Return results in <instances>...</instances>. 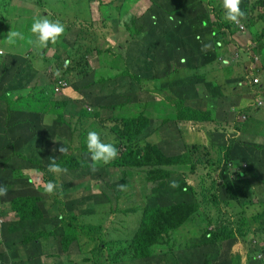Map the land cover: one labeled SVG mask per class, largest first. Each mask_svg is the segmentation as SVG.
<instances>
[{
  "label": "rangeland",
  "instance_id": "374dc122",
  "mask_svg": "<svg viewBox=\"0 0 264 264\" xmlns=\"http://www.w3.org/2000/svg\"><path fill=\"white\" fill-rule=\"evenodd\" d=\"M0 1L8 6L0 8V50L4 52L0 56V173L11 177L15 171H22L31 180L28 186L19 179L20 175L11 177L9 200L37 192L46 201V218L21 222L11 210L10 202L2 199L8 192V183L0 178V188L4 189L0 194V217L4 220L2 241L5 240L6 245V248L0 247V258L4 248L3 254L11 257L9 264H93L90 260L93 245L85 239L75 242L67 253L62 251L59 237L22 245L31 233L60 230L62 212L79 215L85 222L107 229L106 239L114 257L111 264H204L205 256L212 255L215 247L211 246L208 234L216 226L204 216H190L178 230L183 234L193 232L196 236L185 239L171 231L145 256L151 237L149 232L141 236L140 231L147 208L158 204L174 207L188 201V194L179 191L184 175L180 168H173L176 176L169 183L148 182L150 167L127 168L133 171V176H129L126 169L114 167L107 169L110 170L107 177L104 176L107 165L99 170L100 163L94 164L90 156L71 150L69 154L87 161L89 168L57 172L59 184L71 183L61 196L62 205L49 200L50 194L44 193L47 186L39 167L55 163L62 153L61 148L81 149L87 130L92 124L95 128L98 126L92 123L94 118H88L89 123L83 124L81 109H87L91 115L104 105L112 110L111 102L115 103V97L120 96L123 102L114 105L112 114H144L151 125L147 133L138 138L139 142L155 144L169 157H179L189 145L211 148L212 143L242 141L235 152L250 154L254 162L247 165L255 170V177L250 171L238 181L244 182L253 176L259 188L255 191L252 185L248 186L249 182L237 185L240 173L246 172L243 169L231 171L234 190L230 194V207L224 208L232 216L244 215L250 233L246 240L224 245L223 250L227 254L239 251L245 264H264L257 258L260 248L253 247L254 239L260 243L264 240V216L257 223L252 219L264 213V163L257 161L264 149V107L242 122L255 107L249 101L255 96L248 84L237 83L239 78H245L247 83L252 81L242 66L255 63V36L249 32L245 18L239 17L238 21L244 22L248 31L240 33L235 28L233 34L226 37L222 49L215 45L209 27L217 21L216 12L212 13L214 7L221 11L223 21L234 23L225 17L223 0H143L138 7L136 0H117L112 17L106 11L115 0H93L92 6L89 0ZM256 1L240 0L239 6L243 12H249L251 20L257 21V35H263L264 22L257 20L259 11L252 10ZM45 16L59 19L65 31L55 43L40 48L30 26L34 18ZM86 21L94 25L85 27L84 37L80 38L79 27ZM68 23L73 27L69 28ZM165 61L171 64L170 74L187 71L185 79L201 69L200 73L210 84L200 83L201 93L193 104L212 109L216 122L224 127L203 129L175 123L172 108L162 101L164 94L156 95L153 90L173 88V82H164V77V83L155 79L165 67ZM257 65L259 67L253 64L252 69H258ZM125 69L133 72L140 83L128 78L116 81ZM150 75L154 78H149ZM60 80L66 81L62 82L64 90L55 93L58 89L55 84ZM67 100L71 101L68 107L57 109L58 103ZM246 107L248 110L243 111ZM104 123L109 128L113 126L109 120ZM223 128L225 134L217 135ZM104 132L112 139L108 128ZM230 163L235 165L236 161ZM101 173L103 175H99ZM101 191L109 193L111 201L103 198L99 205ZM228 198V195L222 196V199ZM232 204H237L238 208L234 209ZM244 229L248 230L247 226ZM212 261L213 258L209 262Z\"/></svg>",
  "mask_w": 264,
  "mask_h": 264
},
{
  "label": "trees",
  "instance_id": "16d2710c",
  "mask_svg": "<svg viewBox=\"0 0 264 264\" xmlns=\"http://www.w3.org/2000/svg\"><path fill=\"white\" fill-rule=\"evenodd\" d=\"M92 6V1L89 0ZM143 0H136L134 3L136 7H138ZM117 0L110 3V7L106 11V13L112 17L115 15L114 11L116 7L115 3ZM211 6L213 5L210 3ZM124 5V4H123ZM122 5V6H123ZM104 6V4L102 5ZM7 3L0 1V8L6 9ZM118 12L121 11V8L118 7ZM157 8V7H156ZM152 10V8H150ZM158 9V8H157ZM159 10V9H158ZM252 10L259 11L258 21L264 22V0H257L256 4L252 6ZM160 13H162L159 10ZM213 12H216L215 17H217V21L215 24H212L210 28L215 45H219L225 39L226 33L223 30L229 29L230 25L228 22L223 21L221 19V11H217L216 8H213ZM246 24L248 25V29L251 34L255 36V47L253 51V58L257 65L258 69H252V65L255 64L250 62L249 64H244L242 67L245 69L247 75L252 77V81L247 83L245 78H239L237 83L243 86H250L252 89L251 94L253 93L255 98H250L249 101L253 105L255 103L261 102L264 107V33L257 35L256 31V20H251L249 17V12L244 11V15ZM87 22V21H86ZM93 22H87L80 26L79 36L80 38L84 37L83 29L85 27L93 26ZM69 28H72L68 23ZM94 29L96 27L94 26ZM256 31V32H253ZM93 33V30L91 29ZM259 34V33H258ZM93 36V35H91ZM223 45V46H221ZM226 45V40L221 43L218 48L224 49ZM179 50V49H176ZM257 53V54H256ZM259 54V55H258ZM165 67H163L160 73H157L156 80L161 83L164 82H173V88L167 87L162 90L160 88L153 89L155 94H164L162 101L172 108L174 112L175 123L183 124L187 127L200 126L203 129L206 127L216 128L218 130L221 125V122H216L214 118L213 110H207L197 107V105L193 104V100L199 97L201 93L200 83L206 84L208 83L205 80V76L200 73L201 69L194 74L193 77L186 78V72H182L179 70L175 74H170L169 70L171 68V64L165 61ZM246 75V74H245ZM164 77V82H163ZM131 79L135 83L139 84L140 80L133 74V72L125 69L120 75H118V80L123 79ZM149 78H154V76L150 75ZM62 82H66L65 80H60L56 87L62 88ZM204 82V83H203ZM174 83L177 84L174 87ZM231 83V82H228ZM210 83H208L209 85ZM104 92V91H103ZM250 94V96H252ZM113 99L114 96H111ZM68 102L58 103L57 109L61 107V109H65L71 103L70 100ZM123 100L120 96L115 97V103L112 107V110L119 106ZM107 106H102L94 115H91L87 109H81L80 115H82L81 121L83 124L89 123L88 118H94L92 123H96L98 126L95 128L93 124L87 130L89 131H97L100 134L101 139L105 143L113 144L117 149V156L113 158L109 163H100L102 167L107 165V168L104 169V176L109 175L110 170L112 168H123L130 172L129 176H133V171L127 168H140V167H150L148 172L147 181L155 184L157 182L160 183H169L176 176L175 170L173 168H180L183 170V178H181V185L179 184V191H184L188 194V201L186 203H179L178 206H170L158 204L156 206H150L144 213L142 220V227L140 234L141 236L144 233H150L151 239L147 245V251L145 252V256L149 254V250L156 244H158L161 240V237L165 234H169L171 231H176L178 235L184 236L185 239L196 236V233H179V228L185 223L186 220L190 218V216H204L205 219H209L211 224L215 225L216 228L213 232L208 234V237L211 240V246H214L215 250L212 255L205 256L204 264H245L244 257L241 253H229L227 254L223 250L224 245H234L240 240H246L249 233V224L246 220V217L241 216H232L230 215L224 208V206L230 207V194L233 193L234 186L231 178V171L234 169H243L246 173H240L236 180V184L249 182L248 186L252 187L255 191L259 188L258 183L256 182V178H254L255 170H252L251 167H248L249 162H254L251 159V156L248 152L240 151V154H236V149L239 145L242 144L240 140L226 141V144L217 142L212 143V147H203L198 145H189L187 146V150L181 154L179 157H169L165 155L157 145L148 143H140L138 138L142 136V134L147 133V129L150 127V119H148L144 114L140 115H114L112 114V110L108 109ZM248 110V108H244L243 111ZM62 111H59L61 113ZM104 114V115H103ZM225 114L223 115V117ZM216 117V115H215ZM62 119V118H61ZM215 119V120H214ZM218 119V118H217ZM10 120V116L6 119L8 123ZM91 120V119H90ZM106 121H111L113 126L111 128L105 125ZM5 121V117H4ZM12 122L13 118H12ZM224 127V126H223ZM108 128L111 137L108 136L104 129ZM226 130L223 128L222 130L217 131V135L225 134ZM228 133V132H227ZM226 133V134H227ZM210 140H212V135L209 134ZM223 136V135H222ZM85 136L84 142L81 149H70L64 150L59 158L55 161V164L59 167L60 171L62 170H78L83 168H89L90 164L83 160L75 157L74 154H69L71 150H77L78 152H82L84 155L90 156L86 142ZM263 150H261L262 154L258 156V163H264ZM215 152H219V155H215ZM232 161H236L235 166ZM245 162V163H244ZM234 166V167H233ZM95 167H97L95 165ZM39 172L43 175V180L45 186L49 182H53L54 188L53 191L48 192L50 194L49 200L54 201L58 205H62V194L63 192H67L70 188L71 183L59 184V179L57 172H52L49 170V166H40ZM127 171H124V175L127 176ZM253 171V176L251 178L246 179L244 182L238 181L243 176L249 175V172ZM20 175V176H19ZM99 175H103L102 173ZM19 176V179H23L28 186H31V180L28 176L24 175L22 171H15L13 176ZM7 174H1L0 178H4L7 180V190L8 192L4 194L2 199L5 198L6 201L10 202V208L13 210L17 216L19 217L21 222H37L46 218V213L44 206L46 201L40 193L33 192L31 195H19L14 196L10 200L7 197L10 194L12 178ZM123 182H125V178H123ZM169 185V184H167ZM252 185V186H251ZM41 189V187H38ZM47 192V193H46ZM228 195V199H222V196ZM119 196V194L117 195ZM103 198H107V200L111 201V197L109 193L106 191H101L100 198L98 199V204L101 205ZM234 209L238 208L237 204H232ZM262 215H255L252 219L254 222H258L262 217ZM1 218V217H0ZM159 223H163V226H159ZM60 230H54L52 232H34L29 234L22 242V245L29 246L30 243H38L41 240H47L50 237H59L60 246L64 253H67L72 245L77 242L79 239H85L90 244L93 245L91 249V261L93 264H111L113 256H111V248L110 244L106 239V231L107 229L104 226H95L89 222H85L83 218L79 215H70L67 212H62L60 215ZM4 226V224H3ZM247 226L248 230L244 228ZM3 228V227H2ZM4 232V229H3ZM4 236H2L1 230V239H0V247L5 245V240L2 241ZM6 239V237H5ZM156 240V241H155ZM2 241V242H1ZM255 248V245H253ZM5 251L2 248L1 253L3 255L0 258L2 264H9L11 262V257L8 254H3ZM7 251V249H6ZM256 252V251H255ZM215 254V255H214ZM226 254V255H225ZM213 258V261L210 263V259ZM264 263V262H263Z\"/></svg>",
  "mask_w": 264,
  "mask_h": 264
},
{
  "label": "clouds",
  "instance_id": "9594fccd",
  "mask_svg": "<svg viewBox=\"0 0 264 264\" xmlns=\"http://www.w3.org/2000/svg\"><path fill=\"white\" fill-rule=\"evenodd\" d=\"M239 5H240V0H223V5L221 6L224 9L225 17L227 20L234 22L232 23V25L229 24L230 25L229 29L223 30L226 33L224 37L225 40L228 35L233 34V30L235 28H237L240 33L246 32L247 27L245 23L238 21V18L244 15V12L241 10ZM30 31L35 36V43L37 44V46L40 48H43V47H46L49 43H55L58 40V38L65 31V25L59 19L49 18L47 16L37 17L32 20ZM205 47H208V45H206ZM3 55H4V52L0 50V56H3ZM61 90H64V88L58 87V89L55 90V93H59ZM254 106L255 107L253 108L250 116H247V117L245 116L244 118H242L241 119L242 122H246L249 118L254 117L256 115L257 110L263 108V103L258 102V103H255ZM86 146L90 154V159L94 162V164L95 163H108L110 160L115 158L118 154L116 147L111 143H105L101 139L100 134L97 131H89L87 133ZM60 151L63 152L64 148H61ZM49 170L52 172L60 171L59 167L55 163H51L49 165ZM53 188H54L53 182H49L47 184L46 190L48 192H51L53 191ZM3 192H4V189L0 188V194H3ZM3 224H4V220H3ZM253 244L255 245V247L258 246L260 248V254H258L257 258L260 261L264 262V253H263L264 252V240L263 242L260 243L256 238L254 239Z\"/></svg>",
  "mask_w": 264,
  "mask_h": 264
},
{
  "label": "built area",
  "instance_id": "2783aa9c",
  "mask_svg": "<svg viewBox=\"0 0 264 264\" xmlns=\"http://www.w3.org/2000/svg\"><path fill=\"white\" fill-rule=\"evenodd\" d=\"M2 227H3V220L0 218V239H1V230H2Z\"/></svg>",
  "mask_w": 264,
  "mask_h": 264
}]
</instances>
